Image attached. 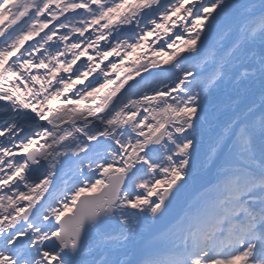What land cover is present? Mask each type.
Returning <instances> with one entry per match:
<instances>
[{
  "label": "snow or ice",
  "instance_id": "1",
  "mask_svg": "<svg viewBox=\"0 0 264 264\" xmlns=\"http://www.w3.org/2000/svg\"><path fill=\"white\" fill-rule=\"evenodd\" d=\"M0 264H264V0H0Z\"/></svg>",
  "mask_w": 264,
  "mask_h": 264
},
{
  "label": "rangeland",
  "instance_id": "2",
  "mask_svg": "<svg viewBox=\"0 0 264 264\" xmlns=\"http://www.w3.org/2000/svg\"><path fill=\"white\" fill-rule=\"evenodd\" d=\"M210 166H211L210 161L203 162L204 171H202L201 174L198 175L197 182L190 189L189 195L195 193L196 189L199 187L200 182H202L205 179L210 178L206 174L207 169H209ZM182 203H183V198H182L181 202L179 204H177V206L173 209V215H175L181 211ZM167 225H168V220L166 219V220L160 221L159 223L154 225L153 228L155 231L162 233L164 231V229L167 227ZM164 255H165V253L161 249L159 242L149 240L143 246V255L141 256V259H142V261H147L148 259L153 258V256L163 258Z\"/></svg>",
  "mask_w": 264,
  "mask_h": 264
},
{
  "label": "bare ground",
  "instance_id": "3",
  "mask_svg": "<svg viewBox=\"0 0 264 264\" xmlns=\"http://www.w3.org/2000/svg\"><path fill=\"white\" fill-rule=\"evenodd\" d=\"M241 110H242V106H241ZM231 115H232L231 112L225 113V115H223V116L221 117V123H222V124H223V123H226L227 120L229 119V117H230Z\"/></svg>",
  "mask_w": 264,
  "mask_h": 264
}]
</instances>
